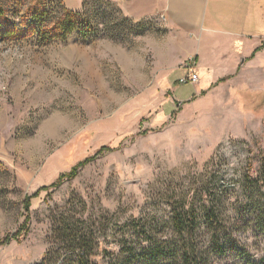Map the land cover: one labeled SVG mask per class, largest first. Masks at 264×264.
<instances>
[{
	"label": "rangeland",
	"instance_id": "rangeland-1",
	"mask_svg": "<svg viewBox=\"0 0 264 264\" xmlns=\"http://www.w3.org/2000/svg\"><path fill=\"white\" fill-rule=\"evenodd\" d=\"M0 5V33L15 31L0 40V264H64L79 231L92 260L110 264L129 245L170 241L182 202L222 214L220 227L198 223L222 244L206 264H261L264 233L247 204L264 158V74L248 93L180 84L197 55L166 50L159 19L137 27L117 4L89 0V33L44 42L33 24L52 30L60 0Z\"/></svg>",
	"mask_w": 264,
	"mask_h": 264
},
{
	"label": "crops",
	"instance_id": "crops-1",
	"mask_svg": "<svg viewBox=\"0 0 264 264\" xmlns=\"http://www.w3.org/2000/svg\"><path fill=\"white\" fill-rule=\"evenodd\" d=\"M106 1L136 22L159 19L166 50L173 45L197 55L203 89L224 80L221 89L242 86L248 93L256 72L264 74V0ZM62 2L71 11L83 7V0Z\"/></svg>",
	"mask_w": 264,
	"mask_h": 264
},
{
	"label": "trees",
	"instance_id": "trees-1",
	"mask_svg": "<svg viewBox=\"0 0 264 264\" xmlns=\"http://www.w3.org/2000/svg\"><path fill=\"white\" fill-rule=\"evenodd\" d=\"M61 4L64 6L62 0ZM89 0H83L84 9L86 3ZM105 1L111 4L112 2ZM65 7V6H64ZM66 8V7H65ZM5 14L2 6L0 5V18ZM41 15H45L44 12ZM58 17V15H57ZM82 17L80 11H71L69 9H64L63 13L58 17V22L52 30L45 29L44 20H38L34 23L33 27H37L36 32L39 33L40 39L44 42L50 40H66L69 35L75 31H81L83 33H89L90 24L86 21H81ZM135 26H141L142 23H136ZM15 31L7 29L3 33H0V40L5 38L13 37ZM107 148H102L100 152H103ZM92 158H87L84 161L78 163L74 166L71 171L67 174H62L58 177V180L54 186H58L62 183L64 178H74L76 177L79 168L83 167ZM253 183L255 182L252 181ZM256 192H252L248 198L249 202L247 207L251 209L253 216L255 218V228L259 233H264V158L262 159V164L260 167V175L256 179ZM220 202L219 198L217 200ZM29 201L25 203V209L29 211ZM201 214L198 208L194 204L185 206V203H180L179 207L173 209V213L169 219V223L172 225V237L168 242L152 243L141 245L140 251L136 249H131L129 245V250L122 258L116 257L112 260L110 264H206L210 256L212 249L218 250L222 247L221 241L219 239L215 240V235L211 236V239L207 242L202 239L201 233L203 230L199 227V220L204 219L205 224L212 229L216 225L220 227L219 217L222 215L219 212V208L213 206H204ZM29 217L24 221L21 231H26V223ZM139 230L137 235H148L152 236L154 234H161L157 229L150 230L147 233L146 228L137 227L134 228ZM70 238L72 254L66 256L64 264L67 260L71 259L72 264H100L97 261L92 260L93 256V246L91 242V237L88 233L84 231H79L74 234H68ZM137 238H140L139 236ZM127 243L123 245L126 247ZM147 245V246H146ZM128 247V246H127ZM213 247V248H212ZM215 247V248H214ZM128 249V248H125ZM78 251L76 254L75 252ZM221 251V249H220ZM247 257L245 252H242ZM74 260V261H73ZM261 264H264V256L260 260Z\"/></svg>",
	"mask_w": 264,
	"mask_h": 264
},
{
	"label": "built area",
	"instance_id": "built-area-1",
	"mask_svg": "<svg viewBox=\"0 0 264 264\" xmlns=\"http://www.w3.org/2000/svg\"><path fill=\"white\" fill-rule=\"evenodd\" d=\"M184 71H186L185 75L180 77L179 83L180 84H196L200 80V76L197 69V62L196 60L190 59L189 62L182 66Z\"/></svg>",
	"mask_w": 264,
	"mask_h": 264
}]
</instances>
